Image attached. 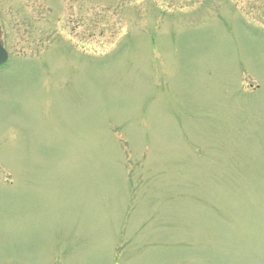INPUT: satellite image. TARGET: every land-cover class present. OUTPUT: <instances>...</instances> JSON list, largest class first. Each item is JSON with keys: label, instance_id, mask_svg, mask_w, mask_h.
<instances>
[{"label": "rangeland", "instance_id": "374dc122", "mask_svg": "<svg viewBox=\"0 0 264 264\" xmlns=\"http://www.w3.org/2000/svg\"><path fill=\"white\" fill-rule=\"evenodd\" d=\"M0 264H264V0H0Z\"/></svg>", "mask_w": 264, "mask_h": 264}, {"label": "water", "instance_id": "95a60500", "mask_svg": "<svg viewBox=\"0 0 264 264\" xmlns=\"http://www.w3.org/2000/svg\"><path fill=\"white\" fill-rule=\"evenodd\" d=\"M6 59H7V52L3 48V46L1 45V42H0V64H2L3 62H5Z\"/></svg>", "mask_w": 264, "mask_h": 264}]
</instances>
